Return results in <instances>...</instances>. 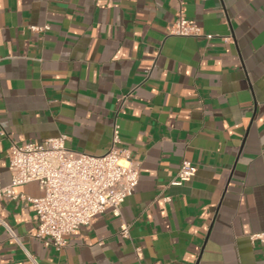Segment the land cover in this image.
<instances>
[{
    "label": "crops",
    "instance_id": "crops-1",
    "mask_svg": "<svg viewBox=\"0 0 264 264\" xmlns=\"http://www.w3.org/2000/svg\"><path fill=\"white\" fill-rule=\"evenodd\" d=\"M178 14L202 34H171ZM114 122L139 164L120 215L56 249L32 205L4 197L0 264H264L249 239L264 230V0H0V183L12 141L63 134L101 155ZM184 160L195 175L169 185Z\"/></svg>",
    "mask_w": 264,
    "mask_h": 264
},
{
    "label": "built area",
    "instance_id": "built-area-1",
    "mask_svg": "<svg viewBox=\"0 0 264 264\" xmlns=\"http://www.w3.org/2000/svg\"><path fill=\"white\" fill-rule=\"evenodd\" d=\"M44 28L30 26L34 31ZM170 33L199 36L202 30L194 20L178 14ZM212 36L206 35L207 38ZM223 39L228 41L230 36H223ZM4 135L2 126L0 136ZM66 141L67 137L63 134L23 144L12 141L8 148L11 179L9 184L0 183V199L8 197L32 205L37 221L35 236L46 246L56 249L66 245V236L80 226L90 224L99 213L110 210L119 216L123 201L133 193L139 177L138 161L121 147L116 122L112 127L110 146L101 155L74 150L67 146ZM195 172L196 167L184 160L169 185L181 186ZM31 181L38 182L40 196L32 197L17 191L18 186ZM128 229V224L123 222L120 234L127 237ZM249 239L264 244V230L251 233ZM135 251L140 258V249Z\"/></svg>",
    "mask_w": 264,
    "mask_h": 264
}]
</instances>
